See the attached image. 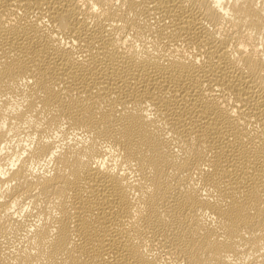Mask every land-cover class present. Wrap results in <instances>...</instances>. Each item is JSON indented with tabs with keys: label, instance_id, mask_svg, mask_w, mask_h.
Returning a JSON list of instances; mask_svg holds the SVG:
<instances>
[{
	"label": "bare ground",
	"instance_id": "obj_1",
	"mask_svg": "<svg viewBox=\"0 0 264 264\" xmlns=\"http://www.w3.org/2000/svg\"><path fill=\"white\" fill-rule=\"evenodd\" d=\"M0 264H264V0H0Z\"/></svg>",
	"mask_w": 264,
	"mask_h": 264
}]
</instances>
